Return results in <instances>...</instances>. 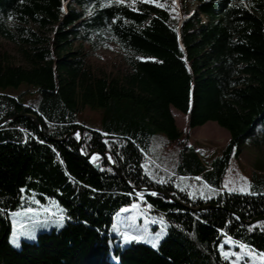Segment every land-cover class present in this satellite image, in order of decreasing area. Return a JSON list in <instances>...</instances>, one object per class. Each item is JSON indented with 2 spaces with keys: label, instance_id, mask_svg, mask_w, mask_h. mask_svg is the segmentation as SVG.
Returning a JSON list of instances; mask_svg holds the SVG:
<instances>
[{
  "label": "trees",
  "instance_id": "obj_1",
  "mask_svg": "<svg viewBox=\"0 0 264 264\" xmlns=\"http://www.w3.org/2000/svg\"><path fill=\"white\" fill-rule=\"evenodd\" d=\"M110 43L121 63L95 71ZM172 108L189 129H225L223 155L204 162ZM17 114L35 116L42 134L24 117L0 127V264H230L223 238L264 253V221L246 227L227 211L264 216L258 174L246 193L221 184L231 151H264V0H0V121ZM78 127L83 153H109L131 187L224 209L133 194L101 159H82L74 136L54 141ZM156 146L175 150L169 175L147 173ZM28 195L57 202L65 221L14 248L9 215ZM133 205L165 224L157 247L111 232Z\"/></svg>",
  "mask_w": 264,
  "mask_h": 264
},
{
  "label": "rangeland",
  "instance_id": "obj_2",
  "mask_svg": "<svg viewBox=\"0 0 264 264\" xmlns=\"http://www.w3.org/2000/svg\"><path fill=\"white\" fill-rule=\"evenodd\" d=\"M240 1L245 2L246 0ZM192 8L194 9V6ZM7 48L10 54L14 56L15 62L20 63V58L12 48L9 45ZM121 59V54L117 51V46L110 43L107 48H102L98 51L91 58V62L95 71L106 70V72H109L113 71V64L121 63ZM171 112L177 128L188 135L189 144L197 148L204 162L208 163L214 157L223 155V150L229 143V134L225 129L213 122H208L201 127L189 129L185 114L173 108ZM91 115L94 116L95 114L93 115L85 111L82 120L87 122V119ZM159 136L164 137L161 133ZM160 146L162 145L160 144ZM154 150L156 153L151 156L150 163L148 162L151 166L146 167L147 173L150 175L152 171L157 170L163 175L171 174L176 165L175 150L169 153H166L165 150H161L158 147ZM254 173L259 175L257 177L260 179L259 183L261 184H257L264 188V151H259L253 146L246 144L242 147L239 155H236L233 151L230 152L221 184L226 190L246 193L250 188L248 185L251 186L250 181ZM241 177L246 178L247 183ZM241 189L245 190L241 191ZM25 202L30 205L12 211L9 215L10 233L8 240L14 248L20 246L21 240L34 241L39 232L60 228L65 221L62 208L55 201L47 200L41 202L34 195H28L27 199L22 201V203ZM29 208L33 211L28 212L27 209ZM126 209L127 211L123 212H128V214L116 215L110 228L111 232L121 234L122 241L125 242L124 234H127L129 236L135 235L140 238L139 240L152 244L150 242L151 240L159 236V242L165 235V224L163 221L154 222V218H149L147 212L141 210L137 205L136 207L130 206ZM15 213H20V215H13ZM61 217H63L62 220ZM14 221L15 229L13 228ZM155 225L158 228H155ZM241 245L243 244L229 238H223L219 243V252L222 258L228 260L230 264H264L259 253L245 245V247L241 248ZM224 253H233L235 255H230L225 258ZM237 257L240 258L237 259Z\"/></svg>",
  "mask_w": 264,
  "mask_h": 264
},
{
  "label": "water",
  "instance_id": "obj_3",
  "mask_svg": "<svg viewBox=\"0 0 264 264\" xmlns=\"http://www.w3.org/2000/svg\"><path fill=\"white\" fill-rule=\"evenodd\" d=\"M19 117H24V118L30 120L33 123V125L35 126L36 131L39 134H42L41 126H40V123H39L38 119L35 116L31 115V114H22V115H18L17 114V115H14V116L7 117V118L3 119L2 121H0V127H2L7 122H10V121H12V120H14L16 118H19ZM82 134H83V128L78 127L75 130H73L72 132L66 134L62 139L54 140V141L63 142L68 137L75 136L76 140H77V151H78L79 156L82 159H84L85 161H87V162H92L93 161L92 157L94 155L97 158L102 159V161L108 167H110L115 172V174L129 187L130 191L133 194L139 195V194L143 193L145 195H153V193H155V195H162L166 199H168L171 203L177 204V205L181 206L182 208H184L186 210H189V211H192V212H197L199 210H205V209H220V210L224 209L222 207L215 206V205H205V206H200V207L193 208V207L187 206V205L177 201L175 198H173V196H171L170 194H168L165 191H159V190H156V189H149V188H133V187H131L130 184L127 182V180H125V178L122 176V174L120 173V171L116 167V165L113 163L112 158H111L109 153H102V152H99V151H91L88 154H84L83 153V150H82V137L83 136H82ZM93 168L95 170H98L99 169V164H97V163L94 164ZM227 211H228L229 214H231L232 216L236 217L237 220L242 225H244L246 227H250V226L254 225L255 223L264 221V216H258V217L252 218L249 221H244L239 214H237L235 212H232V211H229V210H227Z\"/></svg>",
  "mask_w": 264,
  "mask_h": 264
},
{
  "label": "snow or ice",
  "instance_id": "obj_4",
  "mask_svg": "<svg viewBox=\"0 0 264 264\" xmlns=\"http://www.w3.org/2000/svg\"><path fill=\"white\" fill-rule=\"evenodd\" d=\"M118 2H122V0H118ZM143 2H145V3H150V2H155V0H143ZM173 3H175V0H173ZM157 6H162V5H159V4H157ZM97 157L94 155L93 157H92V159L93 160H95ZM197 179H199V177H197ZM241 179L242 180H245V183H247V181H246V178H244V177H241ZM161 183H163V181H160ZM248 187H250V185H248ZM245 189H241V191H244ZM21 191H23V189L21 190ZM153 195H155V193H153ZM133 207H136V205H133ZM150 207V206H149ZM27 211L28 212H32L33 210L31 209V208H29V209H27ZM121 211L123 212V211H127V209H121ZM13 215H20V213H15V214H13ZM63 219V217H61V220ZM13 228L15 229V221L13 222ZM251 230V229H250ZM124 239H125V241H129V240H138V239H140L139 237H136V236H129V235H127V234H124ZM158 240H159V236H157L156 238H154L153 240H151L150 242L152 243V247L153 248H155V247H157V242H158ZM243 247H245L244 245H241V248H243ZM230 255H235V254H233V253H224V256H225V258H227L228 256H230ZM260 255V257H261V259H262V261H264V253H261V254H259ZM240 257H237V259H239Z\"/></svg>",
  "mask_w": 264,
  "mask_h": 264
},
{
  "label": "bare ground",
  "instance_id": "obj_5",
  "mask_svg": "<svg viewBox=\"0 0 264 264\" xmlns=\"http://www.w3.org/2000/svg\"><path fill=\"white\" fill-rule=\"evenodd\" d=\"M75 137V136H74ZM76 138V137H75ZM100 159V158H99ZM221 235H223V232L222 233H220Z\"/></svg>",
  "mask_w": 264,
  "mask_h": 264
}]
</instances>
